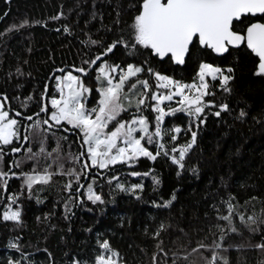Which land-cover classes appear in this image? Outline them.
Segmentation results:
<instances>
[{
    "label": "trees",
    "instance_id": "1",
    "mask_svg": "<svg viewBox=\"0 0 264 264\" xmlns=\"http://www.w3.org/2000/svg\"><path fill=\"white\" fill-rule=\"evenodd\" d=\"M141 3L142 0H0V99L8 97L6 107L13 110L11 115L21 113L16 118L23 126L22 135L29 136L28 142H14L21 152L5 151L0 157V171L28 172L34 164L40 171L51 163L49 171L54 173L47 185H34L31 194L21 175L8 177L6 191L0 186V264H92L95 256L104 252L100 248L103 240L118 251L119 264H209L213 251L217 254L215 264H264V248L257 247L264 243V76L254 75L258 59L243 45L219 56L196 48L183 66L160 62L146 52L134 55L123 46L102 58L108 64L121 66L126 61L149 59L155 70L185 82H191L202 61L231 67V91L217 87L214 96L205 98L216 105L227 104L228 108L205 109L204 123L197 130L196 142L186 154L182 169L163 153L155 160L140 158L131 166L93 168L87 177L81 175L85 195L70 202V212L65 209L69 193L63 186L68 177L56 168L62 164L64 171L70 167L81 170L72 159L83 151L80 137L76 130L53 128L45 132L29 126L45 118L38 102L49 106V99L57 95L54 76L61 74L57 69L72 70L80 76L84 86L92 90L91 102L97 105L98 69L94 72L95 65L84 61L95 57L101 44L129 37ZM25 19L30 22L28 26L12 27ZM91 40L100 43L92 45ZM81 66L89 69L86 75L74 71ZM149 83L153 86L150 91L154 90V79ZM128 88L129 82L125 93ZM134 107L126 108L116 119H129ZM215 111L220 115H214ZM241 111L245 113L243 117ZM142 114L155 123V113L150 108ZM29 115L33 121L24 119ZM188 122L189 117L182 112L165 116L163 128L182 129L177 141L164 136L161 142L167 150L190 139V134L184 132ZM37 133L46 137L45 148L51 157L41 153L30 160L27 156L39 151ZM132 170L149 175L131 176ZM112 175L118 177L124 189L117 186ZM153 176L158 184L153 182ZM86 183H93L102 203L87 200ZM136 183L142 188L132 189ZM13 195L18 197L15 207L21 212L19 222L2 218L10 203L5 198ZM225 202L234 206L231 225L220 219L229 215ZM13 243L18 247H12Z\"/></svg>",
    "mask_w": 264,
    "mask_h": 264
},
{
    "label": "snow or ice",
    "instance_id": "2",
    "mask_svg": "<svg viewBox=\"0 0 264 264\" xmlns=\"http://www.w3.org/2000/svg\"><path fill=\"white\" fill-rule=\"evenodd\" d=\"M55 18V17H54ZM255 18V21H254ZM27 19L21 21L14 28H22L29 25ZM238 25H244L238 28ZM131 32L127 39L119 37L110 44H101V51L93 58L84 61L86 65H95L96 81L99 87L98 103L95 107L88 108L85 103V93L92 90L85 87L80 76L74 75L72 70L57 69L60 75L54 76L55 88L59 97H53L50 107L47 103L40 104V112L45 114L43 120L33 121L32 116L24 119L33 121L29 126L32 129L42 128L48 132L53 128L69 132L76 130L80 137L83 151L74 156L73 163H79L81 170L70 167L63 170V165H57L56 171L68 177L63 188L69 195L65 200V209L71 211V203L79 201L85 195L81 191L85 187L81 183V175L88 176L91 169H109L110 166H131L140 158L155 160L157 156H170L172 163L178 168L184 167L186 154L191 150L197 139V130L204 123L205 109L219 108L227 110V104L216 105L214 100H206V97L214 96V89L219 87L224 92H230L229 82L233 79L231 67H221L211 62H200L198 71L191 82L176 79L168 74L155 70L149 61H126L123 66L108 64L104 59L117 46H123L132 54L154 57L160 62H171L184 65L186 56L190 57L192 50L196 48L210 50L217 56L229 52V48H239L242 45L259 58L254 75L264 76V0H142L140 7L136 9L130 26ZM67 31V28H65ZM100 42L91 40L92 45ZM143 50V51H141ZM99 61L100 63H97ZM21 70L17 68L19 73ZM75 72L87 74V67H76ZM147 78H142V75ZM133 78H135L133 82ZM154 79V90L149 80ZM215 82V83H210ZM126 82H129L128 92H124ZM47 89V85H45ZM43 97V94H42ZM8 97L3 96L0 102V157L5 151L10 153L21 152V147L14 142H28L29 136L22 135V125L15 117L21 116L19 111L13 115L11 108L6 107ZM147 101V103H146ZM165 101L169 102L165 105ZM175 101V106L172 102ZM133 115L130 119L117 120V116L126 108H132ZM145 108H150L155 113L150 123L148 117L142 114ZM177 112L185 113L189 117L185 134H190V139L170 150L161 142L164 136L169 140L177 141L181 127L163 128L165 116ZM219 116L220 111L213 112ZM39 116V113L36 114ZM245 113L240 112L243 117ZM116 121L109 129V122ZM46 126V127H43ZM70 126V127H68ZM36 143L39 151L27 156V159L39 156L41 153L51 157L45 148L46 137H40L37 133ZM149 146H154L150 148ZM31 152L29 148L27 150ZM178 153V154H177ZM19 167L17 163L15 165ZM11 167V161H10ZM52 164H46L40 171L35 164L28 172L16 173L12 171H0V186L7 189L9 176H22V183L31 194L34 185H47L54 174L49 169ZM131 176H148V172L140 173L132 170ZM93 183L95 177H92ZM117 186L124 189V185L118 182ZM154 183L159 180L153 176ZM75 181V187H73ZM93 183H86L87 200L103 202L102 196L94 191ZM132 189L142 188L139 183L131 185ZM174 198V197H173ZM8 203L3 212V220L19 222L21 212L18 207V197L6 196ZM229 215H223V219L231 225V213L234 206L225 202ZM241 221L244 217L240 216ZM255 223L252 217L248 218ZM236 231L235 228H231ZM255 231V229H252ZM159 235V233H157ZM264 239V238H262ZM12 247H18L12 244ZM201 247H207L201 245ZM217 247H220L217 244ZM257 247L264 248V243ZM100 248L103 253H98L92 264H119L118 251L112 250L107 240H103ZM217 254L212 252L209 264H215ZM73 264H80L74 261ZM226 264V261H225Z\"/></svg>",
    "mask_w": 264,
    "mask_h": 264
},
{
    "label": "rangeland",
    "instance_id": "3",
    "mask_svg": "<svg viewBox=\"0 0 264 264\" xmlns=\"http://www.w3.org/2000/svg\"><path fill=\"white\" fill-rule=\"evenodd\" d=\"M60 75V74H59ZM75 75V74H74ZM128 84V82H126V85ZM126 85H125V87H126ZM89 88V87H88ZM56 89V88H55ZM126 91V90H125ZM127 91H128V89H127ZM56 93H57V95L56 96H54L55 98H58L59 97V92H58V90H56ZM91 94H92V91L90 92V93H85V103H86V106L88 107V108H92V107H95V104L94 103H92L91 102ZM53 97H51L50 99H49V107H50V101H51V99H52ZM0 102H3V100L2 99H0ZM169 102H167V101H165V105H167ZM172 104H173V106H175V101H173L172 102ZM125 111V110H124ZM124 111H121L120 113H123ZM10 115H11V113H10ZM171 115V114H170ZM167 116V115H166ZM16 118V117H15ZM17 119V118H16ZM123 119H128V118H123ZM130 119V118H129ZM113 124H114V121H111V122H109V125H108V128L109 129H111L112 128V126H113ZM70 127V126H69ZM4 212V211H3ZM2 216H3V213H2ZM14 222H16V221H14Z\"/></svg>",
    "mask_w": 264,
    "mask_h": 264
},
{
    "label": "water",
    "instance_id": "4",
    "mask_svg": "<svg viewBox=\"0 0 264 264\" xmlns=\"http://www.w3.org/2000/svg\"><path fill=\"white\" fill-rule=\"evenodd\" d=\"M230 49H237V48H232V47H230L229 50H230ZM249 51H250V50H249ZM250 52H251V51H250ZM227 53H228V52H227ZM227 53H224V54H222V55H225V54H227ZM252 54L254 55V57H256L254 53H252ZM215 55H216V54H215ZM187 57H188V56H186V59H187ZM256 58L259 60L258 57H256ZM173 64H174V63H173ZM174 65H175V66H183V65H177V64H174ZM257 66H258V65H257Z\"/></svg>",
    "mask_w": 264,
    "mask_h": 264
},
{
    "label": "flooded vegetation",
    "instance_id": "5",
    "mask_svg": "<svg viewBox=\"0 0 264 264\" xmlns=\"http://www.w3.org/2000/svg\"><path fill=\"white\" fill-rule=\"evenodd\" d=\"M254 21H255V18H254Z\"/></svg>",
    "mask_w": 264,
    "mask_h": 264
},
{
    "label": "bare ground",
    "instance_id": "6",
    "mask_svg": "<svg viewBox=\"0 0 264 264\" xmlns=\"http://www.w3.org/2000/svg\"><path fill=\"white\" fill-rule=\"evenodd\" d=\"M44 127H46V126H44Z\"/></svg>",
    "mask_w": 264,
    "mask_h": 264
}]
</instances>
